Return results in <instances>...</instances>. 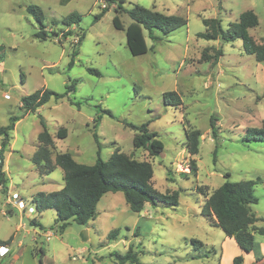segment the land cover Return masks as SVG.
Here are the masks:
<instances>
[{
    "label": "rangeland",
    "instance_id": "obj_1",
    "mask_svg": "<svg viewBox=\"0 0 264 264\" xmlns=\"http://www.w3.org/2000/svg\"><path fill=\"white\" fill-rule=\"evenodd\" d=\"M28 4L42 8L48 38L35 37L39 24L27 12ZM133 4L183 16L187 24L165 34L153 29L157 40L144 30L147 51L132 55L124 29L112 23L115 15L124 27L131 19L124 11L116 13L115 3L0 0V125L10 127L2 147L0 136V178L4 180L0 183V241H6L0 245L8 247L0 255V264H119L115 253L123 254L128 247L144 264H232L233 251L242 250L200 213L204 199L225 180L258 177L253 188L257 202L251 211L264 218V142L243 139L246 128L258 127L264 119V61L245 53L240 39L225 42L196 35L205 30L203 18L218 16L226 29L242 11L252 10L258 24L248 32L264 43V0H125L123 6ZM104 6L108 9L95 19ZM70 12L81 15L79 24L62 25L60 19ZM66 32L71 34L64 37ZM72 80L74 91L62 98L51 97L33 112L22 108V95L46 88L65 93ZM169 90L179 95L181 104L163 102L162 93ZM40 115L55 143L52 158L57 152H69L77 162L93 164L96 131L103 160L118 149L149 161L153 187L162 193L176 191L178 204L146 203L140 212H133L123 195L109 192L101 197L88 227L70 219L62 230L61 222H55V211H38L32 200L37 192L58 190L64 184L58 166L40 175L31 161L41 130ZM212 115L217 118L215 137ZM144 122L163 143L157 155L133 146L138 131L129 124ZM59 127L66 128L63 138L56 137ZM194 129L200 133L198 152L190 154L185 133ZM190 160L195 171H190ZM12 192L18 193L22 206L11 200ZM30 207L35 211H29ZM262 225V220L253 223L255 228ZM113 228L119 233L108 240ZM83 229H87L85 240ZM254 237L263 256L264 234L255 230ZM192 239L204 245L194 248ZM249 253L254 256V251Z\"/></svg>",
    "mask_w": 264,
    "mask_h": 264
},
{
    "label": "trees",
    "instance_id": "obj_2",
    "mask_svg": "<svg viewBox=\"0 0 264 264\" xmlns=\"http://www.w3.org/2000/svg\"><path fill=\"white\" fill-rule=\"evenodd\" d=\"M106 3H115V12L124 11L130 17L131 21L124 27L118 15L112 18V23L117 29H124L126 44L130 54L140 55L147 51V45L143 34L144 30L148 35L157 40L153 29L160 30L162 33H169L183 25L187 24V19L180 15L165 14L160 11L152 10L147 7L133 4L125 8V0H105ZM107 6L96 15L99 19L108 9ZM219 7L220 4H219ZM26 10L39 24V29L35 37L46 39L49 37L45 30V15L42 8L37 4L26 5ZM81 15L77 12H70L60 19L64 26L79 24ZM202 23L205 26L204 31L197 32V37L207 40L233 41L240 39L245 53L254 56L256 61H264V43H258L248 32V29L258 24L257 15L252 10H244L239 14L238 20L229 23L224 29L221 26L220 17L203 18ZM71 32L64 33L66 35ZM84 36L81 35L79 40ZM76 51L74 52V54ZM73 63V59L70 64ZM91 73L100 75V72L89 67ZM75 80H72L66 86L65 93H56L50 89H38L30 94L22 95L21 105L25 112L36 111L37 108L45 104L51 97L58 100L67 92L74 91ZM162 100L166 105H179L181 99L174 90L162 93ZM76 104H79L76 102ZM111 115L109 110H104ZM98 118L95 119L98 120ZM217 118L210 117V128L212 136H216ZM39 122L41 130L37 134V147L31 156V161L40 175H47L57 166L62 171L63 186L58 190L49 192H37L32 199L38 211L53 209L56 213L55 222H61L62 230L71 219L77 224L87 226L89 220L95 218L97 214V203L104 193L108 191H121L124 200L129 209L133 212H140L146 203L152 206L157 203L166 205L178 204V193L176 191L162 193L152 185L153 168L147 160H137L125 153L115 149L108 159L103 160L99 155V142L96 131L93 137L97 143V157L93 164H84L77 162L69 152H57L52 158V152L55 143L52 135L48 132L44 118L40 115ZM149 122L141 123L138 126L131 125L137 129L138 133L133 136V146L144 147L149 155H157L163 151V143L157 138L155 130H149ZM9 126L0 125L1 147L5 145L8 139ZM198 130H190L185 133V146L187 152L196 154L198 152ZM66 136V128L59 127L56 131V137ZM243 139L247 142H264V119L258 127H248L244 132ZM190 171H195L194 160H190ZM226 176H229L227 174ZM259 180L247 179L242 181L225 180L221 185L215 188L203 201L200 207V213L210 226L218 227L227 237H232L244 253L254 251L255 260L244 263L242 255H236L232 259V264H258L262 255L257 250V242L254 237V231L264 234V218L256 217L251 211V205L257 202V197L253 194L255 183ZM0 183L4 180L0 178ZM262 220L263 225L255 228L253 223ZM30 223L38 224L35 220ZM118 228L111 229L107 234L108 240H113L118 235ZM194 248H199L204 243L199 239H192ZM0 243H6L0 241ZM119 264L133 262L135 264H144L137 256V253L128 247L125 253H115Z\"/></svg>",
    "mask_w": 264,
    "mask_h": 264
},
{
    "label": "crops",
    "instance_id": "obj_3",
    "mask_svg": "<svg viewBox=\"0 0 264 264\" xmlns=\"http://www.w3.org/2000/svg\"><path fill=\"white\" fill-rule=\"evenodd\" d=\"M250 29V28H249ZM54 158V157H53ZM49 192V191H48ZM109 192H111L112 194L111 195H113V194H115V193H117V195H119V196H121L122 197V195H123V193L121 192V191H117V192H112V191H108V192H106V193H109ZM13 193H16L17 195H18V193L17 192H12L11 193V195L13 194ZM106 193H104V194H106ZM103 194V195H104ZM19 196V195H18ZM124 197V196H123ZM101 199V198H100ZM100 201V200H99ZM99 201H98V203H99ZM7 202H9V200H7ZM98 203H97V205H98ZM35 211V209H34V207H32V210H31V212H34ZM93 220V219H92ZM92 220H89V222L90 221H92ZM89 222H88V224H89ZM85 227H88V225L87 226H85ZM225 238H226V240H228V241H230L231 242V245L232 246H235V241H234V239L232 238V237H227V236H225ZM236 246H237V244H236ZM238 247V246H237ZM260 247H261V252H262V254H263V256H262V259L258 262V264H262V263H264V241H260ZM239 248V247H238ZM236 255H242L243 256V260H244V263H249V262H252V261H254L255 260V258H254V256H253V254L252 253H244L243 251L241 252V251H238L237 249H235L234 251H233V253H232V255L231 256H236ZM249 255H250V257H249ZM246 256H248V258L246 257Z\"/></svg>",
    "mask_w": 264,
    "mask_h": 264
},
{
    "label": "built area",
    "instance_id": "obj_4",
    "mask_svg": "<svg viewBox=\"0 0 264 264\" xmlns=\"http://www.w3.org/2000/svg\"><path fill=\"white\" fill-rule=\"evenodd\" d=\"M19 198H20V197H19L16 193H13V194L11 195V200H15V202H17L18 206H19V205L22 206V205H21V201L19 200ZM28 210L31 211L32 208L30 207V208H28ZM6 252H8V247L5 246V245H0V255L5 254Z\"/></svg>",
    "mask_w": 264,
    "mask_h": 264
},
{
    "label": "water",
    "instance_id": "obj_5",
    "mask_svg": "<svg viewBox=\"0 0 264 264\" xmlns=\"http://www.w3.org/2000/svg\"><path fill=\"white\" fill-rule=\"evenodd\" d=\"M86 232H87V229H83L82 232H81V237H82V239H84V240H85L86 237H87V236H86Z\"/></svg>",
    "mask_w": 264,
    "mask_h": 264
}]
</instances>
